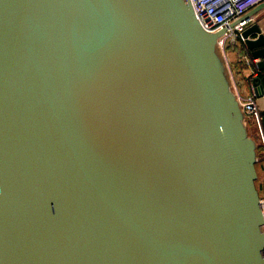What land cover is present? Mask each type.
I'll return each instance as SVG.
<instances>
[{
  "label": "water",
  "instance_id": "95a60500",
  "mask_svg": "<svg viewBox=\"0 0 264 264\" xmlns=\"http://www.w3.org/2000/svg\"><path fill=\"white\" fill-rule=\"evenodd\" d=\"M223 31L188 0H0V264H264Z\"/></svg>",
  "mask_w": 264,
  "mask_h": 264
},
{
  "label": "built area",
  "instance_id": "2783aa9c",
  "mask_svg": "<svg viewBox=\"0 0 264 264\" xmlns=\"http://www.w3.org/2000/svg\"><path fill=\"white\" fill-rule=\"evenodd\" d=\"M192 13L202 29L209 32L224 28V31L217 36L216 45L222 54L223 61L227 70L229 87L234 98L244 114L255 126L256 137L261 145V156L264 159V130L261 125V111L255 102V84L253 79L258 76L259 69L255 62L260 57H252L249 53L241 51L237 55L238 62L244 65L247 72L242 83L238 82L233 70L229 67L226 51L233 52L235 48L243 43L241 32L249 25L257 24V17L252 15L239 19L245 12L264 0H188ZM234 23L229 26V23ZM264 33V32H263ZM247 87V90L245 89ZM260 95L264 98V88ZM258 157H256V160ZM257 195L261 214L264 220V178L258 185Z\"/></svg>",
  "mask_w": 264,
  "mask_h": 264
},
{
  "label": "crops",
  "instance_id": "0c3cea01",
  "mask_svg": "<svg viewBox=\"0 0 264 264\" xmlns=\"http://www.w3.org/2000/svg\"><path fill=\"white\" fill-rule=\"evenodd\" d=\"M264 32V30L262 31ZM241 51H239L237 48H235V50L232 52L231 57H227L228 59V63H229V67L231 68V70H233L234 74L236 75L238 82L242 83L243 78L245 73L247 72L246 68L244 67V65H241L237 59V55L240 53ZM262 70H259L258 74L262 75ZM255 102L257 104V106L259 107L260 111H264V98L259 94L256 95L255 97ZM254 136H256V132L254 131ZM257 139V138H256ZM261 156V155H260ZM258 157V159L255 161V163L257 164V168H256V177H255V185H259L260 182L262 181V179L264 178V159L262 157Z\"/></svg>",
  "mask_w": 264,
  "mask_h": 264
},
{
  "label": "rangeland",
  "instance_id": "374dc122",
  "mask_svg": "<svg viewBox=\"0 0 264 264\" xmlns=\"http://www.w3.org/2000/svg\"><path fill=\"white\" fill-rule=\"evenodd\" d=\"M253 17H257V25L259 26L260 30L263 31L264 30V6L259 8L258 10H256L253 14ZM230 47L226 46V48L224 49V51L227 50L226 55L227 57H231L232 52L230 50H228ZM221 53V52H220ZM245 89L247 90V87H245ZM245 119V118H244ZM244 123L246 124V132L249 136H251L254 141L257 144V137L254 136V128L253 125H251V122L248 118L245 119ZM257 163V162H256ZM257 166V164H255ZM257 168V167H256ZM256 172V171H255ZM257 173V172H256ZM255 181V179H254Z\"/></svg>",
  "mask_w": 264,
  "mask_h": 264
},
{
  "label": "trees",
  "instance_id": "16d2710c",
  "mask_svg": "<svg viewBox=\"0 0 264 264\" xmlns=\"http://www.w3.org/2000/svg\"><path fill=\"white\" fill-rule=\"evenodd\" d=\"M239 51H243V52H245V53H249V50L244 46V44L242 43L241 44V46H239ZM245 119L247 118V117H244ZM245 119H243V122L245 121ZM249 119V118H248ZM250 120V119H249ZM250 122H251V120H250ZM244 125H245V127H246V124L244 123ZM251 125H253V128H254V130H255V126H254V124L251 122ZM255 152H256V157H259V155L261 154V145H260V143H259V141H258V139H257V144H256V142H255ZM257 162V161H256ZM256 163H254V168H255V170H256V165H255ZM255 187L256 188H258V186L257 185H255Z\"/></svg>",
  "mask_w": 264,
  "mask_h": 264
}]
</instances>
